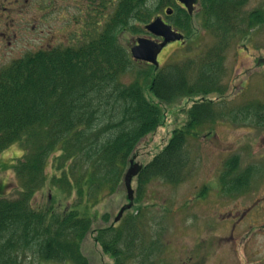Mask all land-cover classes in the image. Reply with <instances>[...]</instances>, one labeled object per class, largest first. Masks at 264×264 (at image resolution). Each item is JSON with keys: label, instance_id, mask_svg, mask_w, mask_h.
Instances as JSON below:
<instances>
[{"label": "trees", "instance_id": "obj_1", "mask_svg": "<svg viewBox=\"0 0 264 264\" xmlns=\"http://www.w3.org/2000/svg\"><path fill=\"white\" fill-rule=\"evenodd\" d=\"M249 1L199 0L201 27L212 45L163 67L132 60L118 35L148 34L144 27L171 7L167 21L183 37L190 36L191 16L175 0H111L107 9L103 2L98 19L103 11L112 14L101 27L86 20L87 31L76 39L80 42L28 53L0 69V154L12 145L22 151L12 164L14 195L6 186L0 192V264H87L80 242L91 220L75 207H89L115 193L132 167L137 145L164 123L160 105L191 101L183 126L172 131L167 144L135 176L138 187L152 180L184 182L190 165L187 139L205 127L226 122L264 131V102L235 105L223 97L225 50L264 26V0L246 12ZM144 86L155 102L145 97ZM210 95L216 100L207 99ZM50 160L54 172L48 179ZM238 167L237 156L222 165L218 182L224 196L237 197L248 189L254 170ZM47 183L48 191L71 198L63 210L53 197L34 203ZM95 240L115 264L138 256L142 261L147 255L130 217L98 230Z\"/></svg>", "mask_w": 264, "mask_h": 264}, {"label": "rangeland", "instance_id": "obj_2", "mask_svg": "<svg viewBox=\"0 0 264 264\" xmlns=\"http://www.w3.org/2000/svg\"><path fill=\"white\" fill-rule=\"evenodd\" d=\"M23 1L17 18H14V29H11L16 40L10 48L2 42L0 69L37 50L74 45L80 42L76 38L88 29V25L82 29L79 23L76 24L80 8L83 18L87 15L83 0H28L27 6ZM97 2L99 4L100 0ZM258 5L259 0H250L244 10H254ZM111 6L110 2L109 8ZM198 11L196 6L190 20L191 34L184 35L185 47L180 43H169L157 53L160 67L193 58L212 45L213 40L201 27ZM111 14V10L103 11L97 27H101ZM159 16L163 17V11ZM3 22L1 31L11 25L9 20ZM139 38L154 39L148 34L122 32L118 35L119 43L128 51ZM233 43L224 52L226 73L222 83L226 92L223 97L235 105L264 102V66H254V59H264V26L253 29L243 41ZM130 79L126 78V81ZM144 95L155 102L147 86H144ZM208 98L215 101L217 97L210 95ZM190 104L188 99H179L160 105L165 114L164 123L137 145L131 164L143 167L167 144L172 131L183 126L184 109ZM186 145L190 165L184 182L169 185L152 180L138 187L137 178H132L131 206L124 210L118 222L128 217L135 222L137 234L145 240L141 250L146 249L147 255L142 261L138 256L126 264H264V131L220 122L189 137ZM21 156L18 145H12L0 154V189L6 186L10 196L14 195L11 190L17 186L12 164ZM232 156L239 158V171L247 168L254 171H251L247 191L231 198L221 193L218 175L223 163ZM53 172L50 160L46 165L48 179ZM123 177L124 174L113 195L105 194L98 203H90L86 208L85 205L75 207L80 215L91 220L90 229L80 242V251L87 264H115L96 243L95 237L100 229L111 225L117 227L115 219L130 204ZM48 189L47 183L44 190L36 194L34 203L44 204L47 197L50 200L53 197L54 204L63 210L67 202H71V198L63 193ZM73 198L75 200V196ZM245 210H251L250 214L239 222L237 218ZM127 230L123 231L125 235Z\"/></svg>", "mask_w": 264, "mask_h": 264}, {"label": "water", "instance_id": "obj_3", "mask_svg": "<svg viewBox=\"0 0 264 264\" xmlns=\"http://www.w3.org/2000/svg\"><path fill=\"white\" fill-rule=\"evenodd\" d=\"M178 3L185 6L188 15H192L194 6L198 4V0H177ZM166 15H170V12L167 11ZM144 30L154 38H160L162 41L161 43L157 42L156 40H152L150 38H139L137 40L136 45L130 48V55L134 61L143 62L147 64H151L157 67V53L163 49V47L169 43L174 42H182L183 36L180 33H177L172 30V28L165 24L164 21L157 17L149 24L144 27ZM254 66L255 68H261L264 66V59L259 57L254 59ZM141 170V166L137 164H132L131 169L126 172L123 178V184L127 193V199L130 202L123 208L115 221H118L124 212V210L129 209L131 206V201L133 198V190L131 189V180L133 177L137 175V173Z\"/></svg>", "mask_w": 264, "mask_h": 264}, {"label": "flooded vegetation", "instance_id": "obj_4", "mask_svg": "<svg viewBox=\"0 0 264 264\" xmlns=\"http://www.w3.org/2000/svg\"><path fill=\"white\" fill-rule=\"evenodd\" d=\"M83 1L86 3V5H85V12L86 13L85 14H87V15H86L85 18H83L82 8H80L79 21L76 20V24L79 23L81 28L83 29L84 25L86 26L87 24H89V21H86V20H88V17H90L89 18L90 20L94 19L92 21V23L93 24L96 23L98 25L99 19H98V14L96 13L99 10L98 6L102 5L103 2L105 3L107 0H100L99 4H98L97 0H90V1L89 0H83ZM110 1H109V3H110ZM23 2L26 4L25 6H27L28 0H24ZM20 4H21V0H0V24L1 23L4 24V22H3L4 20L11 21V25H10L9 28L7 27V29H5L4 31L0 30V56H2L1 47L4 45L5 47L10 48L11 47V43L16 40V34L12 30L14 29V22H15L14 18L15 17L17 18ZM175 4H176L177 7L183 9L187 13V10H186L184 5L178 3L177 0H175ZM198 4H199V0H198ZM198 4L196 6H198ZM196 6H194L192 15L194 13V10H195ZM22 7H23V5H22ZM16 9H17V11H16ZM167 11L170 12V15H166ZM172 13H173V9L171 7H167L163 11V17L162 16L160 17L159 15H157L156 17H160L164 21L165 24H167V25H169L171 27V25L167 21V17L171 16ZM172 30L175 31L173 28H172ZM161 41L162 40L160 38H158V42L161 43ZM2 42H3V45H2ZM174 43H179V42H174ZM165 47H163V49ZM250 211L248 212V210H245L241 215H239L237 220L239 222H241L246 216H248L250 214ZM113 226H115V225H113Z\"/></svg>", "mask_w": 264, "mask_h": 264}]
</instances>
